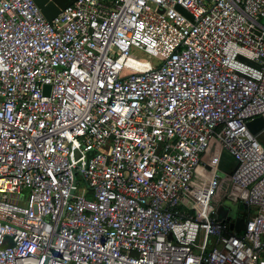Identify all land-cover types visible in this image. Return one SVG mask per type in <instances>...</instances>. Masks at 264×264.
I'll use <instances>...</instances> for the list:
<instances>
[{
    "label": "built area",
    "instance_id": "2783aa9c",
    "mask_svg": "<svg viewBox=\"0 0 264 264\" xmlns=\"http://www.w3.org/2000/svg\"><path fill=\"white\" fill-rule=\"evenodd\" d=\"M263 19L264 0H73L50 20L0 0V264H264Z\"/></svg>",
    "mask_w": 264,
    "mask_h": 264
},
{
    "label": "rangeland",
    "instance_id": "374dc122",
    "mask_svg": "<svg viewBox=\"0 0 264 264\" xmlns=\"http://www.w3.org/2000/svg\"><path fill=\"white\" fill-rule=\"evenodd\" d=\"M144 60L146 61H151L150 58L144 57ZM256 138L258 140L263 139L264 138V129L260 130L259 134H257ZM234 166V162L232 161V159L226 155L225 153H223L222 155V161H221V165H220V169L218 172V177L219 178H223L225 177L232 169V167ZM232 188L230 186L229 182H223L222 183V192H226L227 194L229 192H231ZM243 192V190L241 191V193ZM240 193V194H241ZM235 206V213L233 215V218L228 217L230 210H232V207ZM220 211L217 214V219L218 220H222L223 217L230 221L231 223H234L236 220L242 219L243 215H246V210L243 209V206L241 205V202L239 201V199H236V201H232L229 199V196H227V198L223 199L220 204ZM249 213L250 215L253 213V209L250 208L249 209Z\"/></svg>",
    "mask_w": 264,
    "mask_h": 264
},
{
    "label": "water",
    "instance_id": "95a60500",
    "mask_svg": "<svg viewBox=\"0 0 264 264\" xmlns=\"http://www.w3.org/2000/svg\"><path fill=\"white\" fill-rule=\"evenodd\" d=\"M72 1L73 0H33L35 5L40 10V13L43 15V17L46 20L52 19L56 14H58L60 10L64 9ZM262 24L264 26V19L262 21ZM45 89H47V87H45ZM246 126L252 134H256L260 129L264 127V122L260 117H257L252 121L248 122ZM243 209L245 210L244 207ZM234 210H235V206H233L232 210H230L228 217L233 218V215L235 213ZM229 224L231 225L230 221ZM241 227H242V220H237V223L233 225V231L237 233Z\"/></svg>",
    "mask_w": 264,
    "mask_h": 264
}]
</instances>
